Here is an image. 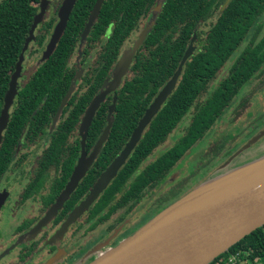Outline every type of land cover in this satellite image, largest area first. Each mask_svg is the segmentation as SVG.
<instances>
[{
    "label": "flooded vegetation",
    "instance_id": "obj_1",
    "mask_svg": "<svg viewBox=\"0 0 264 264\" xmlns=\"http://www.w3.org/2000/svg\"><path fill=\"white\" fill-rule=\"evenodd\" d=\"M63 2L49 0L48 12L44 9L35 28L0 137V264H92L203 184L243 148L264 145V64L263 73L241 88L250 83L249 93L238 99L240 90L208 124L193 123L205 96L177 117L167 109L181 75L141 130L151 104L184 58L169 76L156 44L151 47L155 70L146 76L145 45L164 0L135 21L136 28L111 50L119 24L113 15L100 22V11L83 38L96 1L80 37L68 45L73 53L65 74L57 82L38 76L63 37L44 59ZM52 19L53 26L44 27ZM200 30L206 32V26ZM109 54L117 57L111 62ZM97 98L102 99L100 106L88 118Z\"/></svg>",
    "mask_w": 264,
    "mask_h": 264
},
{
    "label": "trees",
    "instance_id": "obj_2",
    "mask_svg": "<svg viewBox=\"0 0 264 264\" xmlns=\"http://www.w3.org/2000/svg\"><path fill=\"white\" fill-rule=\"evenodd\" d=\"M43 0H0V112L11 74L23 51L33 24L42 11ZM97 0H78L58 48L38 76L51 82L65 74V65L73 53L70 46L80 37L83 23ZM159 0H106L100 22L113 15L119 23L111 49H117L135 24L151 12ZM164 0L155 16L154 29L147 40L146 76L155 70L152 46L162 51L161 61L167 62V75L175 72L187 47L197 35V51L186 63L178 87L167 109L173 117L183 113L200 97L205 106L195 116V125L210 123L215 114L223 113L241 88L262 72L264 64V0ZM41 9V11H39ZM42 21H40L41 23ZM46 24L50 28L53 26ZM206 26V32L200 30ZM70 45V46H68ZM111 51H109L110 53ZM110 60L117 55L109 54ZM139 60L138 66L141 63ZM259 73V74H258ZM263 73V72H262ZM173 99V100H172ZM166 109V106L164 107ZM163 111L162 114H165ZM240 254L241 261L264 264V227L232 247L212 264H229L231 255Z\"/></svg>",
    "mask_w": 264,
    "mask_h": 264
},
{
    "label": "water",
    "instance_id": "obj_3",
    "mask_svg": "<svg viewBox=\"0 0 264 264\" xmlns=\"http://www.w3.org/2000/svg\"><path fill=\"white\" fill-rule=\"evenodd\" d=\"M78 0H64L59 11V22L54 29L44 59L49 58L63 36ZM105 0H97L84 30L90 33ZM225 4L224 7L228 5ZM160 5L158 11L160 10ZM37 16L23 51L16 64L12 82L6 94L0 120V137L17 92L24 56L34 37ZM155 20V19H154ZM150 29V28H149ZM145 30L135 51L144 40ZM194 39L177 73L151 104L141 122V130L157 114L161 104L175 89L184 65L194 55ZM102 99H95L88 118L99 108ZM264 227V145L243 148L231 160L211 175L203 184L160 213L132 237L92 264H212L232 247L258 229Z\"/></svg>",
    "mask_w": 264,
    "mask_h": 264
},
{
    "label": "built area",
    "instance_id": "obj_4",
    "mask_svg": "<svg viewBox=\"0 0 264 264\" xmlns=\"http://www.w3.org/2000/svg\"><path fill=\"white\" fill-rule=\"evenodd\" d=\"M228 262H229V264H250L249 262H243V261H241L240 254L231 255L228 258Z\"/></svg>",
    "mask_w": 264,
    "mask_h": 264
},
{
    "label": "rangeland",
    "instance_id": "obj_5",
    "mask_svg": "<svg viewBox=\"0 0 264 264\" xmlns=\"http://www.w3.org/2000/svg\"><path fill=\"white\" fill-rule=\"evenodd\" d=\"M46 6L48 5L47 3L49 2V0H46ZM46 6L44 7V9L46 10V13L48 12L47 9H46ZM250 85V83L244 88L241 90V92L239 93V95H237L236 97L238 99H242L244 96H246L249 92L247 91L246 92V88ZM263 118H260L259 120H262ZM237 131H239L238 128H236ZM246 139V138H245Z\"/></svg>",
    "mask_w": 264,
    "mask_h": 264
}]
</instances>
